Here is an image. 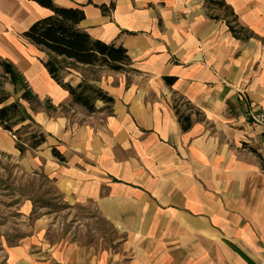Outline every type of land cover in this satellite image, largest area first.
I'll use <instances>...</instances> for the list:
<instances>
[{
	"label": "crops",
	"instance_id": "1",
	"mask_svg": "<svg viewBox=\"0 0 264 264\" xmlns=\"http://www.w3.org/2000/svg\"><path fill=\"white\" fill-rule=\"evenodd\" d=\"M224 2L248 39L212 18L206 0H54L81 8L78 27L131 59L123 71L77 64L100 68L87 82L114 99L106 113L101 100L94 112L74 103L44 66L47 52L24 38L51 11L0 0V61L58 105L56 118L28 113L46 139L25 152L43 150L62 197L93 205L124 234L115 252L43 244L36 234L8 247L0 264H264V127L248 118L264 108V0ZM69 71L64 82L84 80ZM175 109L190 115L188 130ZM0 153L23 155L1 126Z\"/></svg>",
	"mask_w": 264,
	"mask_h": 264
},
{
	"label": "rangeland",
	"instance_id": "2",
	"mask_svg": "<svg viewBox=\"0 0 264 264\" xmlns=\"http://www.w3.org/2000/svg\"><path fill=\"white\" fill-rule=\"evenodd\" d=\"M212 14L227 18L223 9H212ZM49 58L48 55L46 59ZM57 62L61 76L73 74L70 69L80 73L85 82L101 77L100 68H84L64 58H57ZM26 90L19 76H10L0 65V97H7L2 105L14 101L19 104V112L13 121L30 112H45L50 117H58V105L48 98H36L32 102L23 100L21 95ZM182 105L183 111L189 107L188 104ZM107 112L111 111L108 109ZM194 112L198 116L197 111ZM26 121L12 125L14 139L19 138L27 144L30 132L46 133L41 124ZM43 153V150H28L18 157L0 153V263L8 247L36 234L41 243L52 246L77 242L91 245L98 251H118L124 234L108 224L93 205L65 200L58 192L57 178L46 170ZM35 159H40V163L35 164Z\"/></svg>",
	"mask_w": 264,
	"mask_h": 264
},
{
	"label": "trees",
	"instance_id": "3",
	"mask_svg": "<svg viewBox=\"0 0 264 264\" xmlns=\"http://www.w3.org/2000/svg\"><path fill=\"white\" fill-rule=\"evenodd\" d=\"M40 6L47 8L51 14L35 21L26 31L23 32L24 38L44 50L49 55V59L44 62V66L50 76L65 90L69 92L72 101L84 107L88 112L96 111L94 102L101 100L106 104V108H111L114 99L107 95L98 87L82 81L76 86H72L68 82H64L60 78L58 57L69 59L75 64L92 65L105 67L114 71H123L129 69L131 59L126 49L121 45L106 43L104 41L93 39L87 32L81 30L78 24L84 19V11L79 7H61L54 3V0H31ZM207 7L211 9H223L225 11L226 23L231 33L241 39H248L252 34L246 28L237 23V17L232 8L227 5L224 0H206ZM103 12L107 11L105 6H101ZM214 19H219L218 15H211ZM231 17V19H228ZM0 65L4 71L10 76H19L13 66L5 61H0ZM22 79V78H21ZM23 80V79H22ZM167 82L174 79L165 77ZM27 88V85L25 84ZM23 100L32 102L36 97L27 88L21 95ZM7 97H0V126L12 133V125L17 122L29 120L34 124L33 119L28 114H23L18 121H13L14 116L19 112V104L12 102L4 104ZM178 121L182 130L186 131L190 128L192 120L189 114L180 113L175 109ZM13 134V133H12ZM15 135V134H13ZM46 135L42 131L30 132L28 143H22L18 138L16 147L20 154H23L27 148L36 149L45 142ZM52 154L57 159L62 160L60 153L53 148Z\"/></svg>",
	"mask_w": 264,
	"mask_h": 264
},
{
	"label": "built area",
	"instance_id": "4",
	"mask_svg": "<svg viewBox=\"0 0 264 264\" xmlns=\"http://www.w3.org/2000/svg\"><path fill=\"white\" fill-rule=\"evenodd\" d=\"M248 118L252 124L264 127V108L260 111H250Z\"/></svg>",
	"mask_w": 264,
	"mask_h": 264
}]
</instances>
